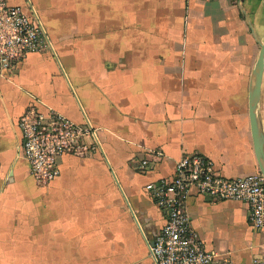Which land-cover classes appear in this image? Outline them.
I'll return each mask as SVG.
<instances>
[{
  "label": "crops",
  "instance_id": "0c3cea01",
  "mask_svg": "<svg viewBox=\"0 0 264 264\" xmlns=\"http://www.w3.org/2000/svg\"><path fill=\"white\" fill-rule=\"evenodd\" d=\"M9 2L36 13L48 42L0 75V244L38 253L1 252L0 264H152L147 241L165 219L147 181L193 152L224 175L258 170L247 98L264 0ZM32 102L90 122L99 142L58 157L36 208L18 125ZM185 207L206 248L235 264L264 256L244 202L193 189Z\"/></svg>",
  "mask_w": 264,
  "mask_h": 264
},
{
  "label": "built area",
  "instance_id": "2783aa9c",
  "mask_svg": "<svg viewBox=\"0 0 264 264\" xmlns=\"http://www.w3.org/2000/svg\"><path fill=\"white\" fill-rule=\"evenodd\" d=\"M46 42L45 29L33 10L29 13L19 4L0 0V75L28 52L42 50ZM18 125L22 155L39 186L47 185L58 174L57 159L62 153L84 156L99 144L90 122L78 123L54 108L42 110L33 102L20 115ZM144 187L165 219L147 241L152 264H235L229 256L206 248L192 226L185 202L193 189L210 199L244 202L250 224L264 228V176L259 170L224 175L210 157L193 152L180 156L172 175L149 180ZM248 264H264V256L253 255Z\"/></svg>",
  "mask_w": 264,
  "mask_h": 264
},
{
  "label": "water",
  "instance_id": "95a60500",
  "mask_svg": "<svg viewBox=\"0 0 264 264\" xmlns=\"http://www.w3.org/2000/svg\"><path fill=\"white\" fill-rule=\"evenodd\" d=\"M258 43V54L249 77L247 109L252 148L257 168L264 176V131L258 113V102L261 95V83L264 72V38L259 40Z\"/></svg>",
  "mask_w": 264,
  "mask_h": 264
},
{
  "label": "rangeland",
  "instance_id": "374dc122",
  "mask_svg": "<svg viewBox=\"0 0 264 264\" xmlns=\"http://www.w3.org/2000/svg\"><path fill=\"white\" fill-rule=\"evenodd\" d=\"M47 4L48 6H50L51 5L50 1H48ZM38 11H39V16L43 19L44 24L46 26V23H45L46 16H43L42 14H40V9ZM49 50L52 51L51 49ZM53 58L56 60V56L53 55ZM258 113H259V117L262 119L263 124H264V75H263V82H262L261 97L258 103ZM28 185H29V188L33 191L34 197L36 198V200H38V201L35 200L34 202L35 208L39 207L41 204L39 201H41V194H42L43 187L42 186L40 187L39 185H37L35 181H33L32 176L30 175H29ZM1 252L4 254L3 255L4 258H16V257L24 258L30 255L32 256L34 254H35L34 256H38V253H36L37 252L36 249L27 247V244H0V253Z\"/></svg>",
  "mask_w": 264,
  "mask_h": 264
}]
</instances>
